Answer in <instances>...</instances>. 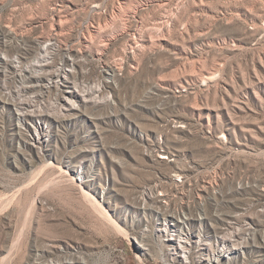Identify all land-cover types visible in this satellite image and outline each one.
<instances>
[{"label":"rangeland","instance_id":"1","mask_svg":"<svg viewBox=\"0 0 264 264\" xmlns=\"http://www.w3.org/2000/svg\"><path fill=\"white\" fill-rule=\"evenodd\" d=\"M208 258L264 264V0H0V264Z\"/></svg>","mask_w":264,"mask_h":264},{"label":"bare ground","instance_id":"2","mask_svg":"<svg viewBox=\"0 0 264 264\" xmlns=\"http://www.w3.org/2000/svg\"><path fill=\"white\" fill-rule=\"evenodd\" d=\"M14 63V62H13ZM17 63V62H16ZM15 63V64H16ZM38 64V63H37ZM35 66V65H34ZM16 67V66H15ZM36 69V68H35ZM34 70V69H33ZM32 70V71H33ZM39 72V71H38ZM74 87V86H73ZM72 89V88H71ZM70 99V98H69ZM71 100V99H70ZM33 143H39V144H41L42 143V135L39 133V132H37V133H35V136H34V140H33ZM40 147V146H39ZM162 158H167V156H164V155H162ZM72 175L73 176H71V177H73V180H77V181H80L81 179H80V176L82 175L81 173H79V172H73L72 173ZM156 184V183H155ZM150 189V188H149ZM151 192V191H150ZM145 193V192H144ZM148 194H149V192H148ZM151 194H152V192H151ZM149 196V195H148ZM151 196V195H150ZM98 202V201H97ZM156 219H158V221H156L157 222V224L155 225L156 226V229L155 230H157L156 231V236H161V235H163V236H165L170 242H175V239H172L170 236H169V234L167 233V231L166 230H168V228H170L171 227V222L168 220V219H164V220H160L159 218H157V216H156ZM112 220V219H111ZM118 225V224H117ZM145 228V227H144ZM143 228V229H144ZM147 228H149V227H147ZM122 230V229H121ZM183 237V242L184 243H188L187 242V237L184 235V236H182ZM216 238H218L217 239V242H218V240L220 239V238H222V240L223 241H225V242H228V239H225V235H220V236H216ZM142 237H140V242H139V246L142 248ZM137 241H139V240H137ZM230 241H233L232 239H230ZM230 245V246H229ZM224 244V243H222V244H220V246H218V248H217V251H218V253H217V257L219 258V257H222V256H225L226 258H230V257H232V255L236 252V250H239V249H244V251H245V248H244V246H240L239 247V244L238 243H236V242H231L230 244ZM239 247V248H238ZM182 257L184 258V259H187V254H185L184 252L182 253ZM204 263H206V264H213L214 262H215V260H213V259H210V258H208L207 260H205V261H203Z\"/></svg>","mask_w":264,"mask_h":264},{"label":"built area","instance_id":"3","mask_svg":"<svg viewBox=\"0 0 264 264\" xmlns=\"http://www.w3.org/2000/svg\"><path fill=\"white\" fill-rule=\"evenodd\" d=\"M174 219H177L178 223H180V225H181V218H177L176 216H174ZM156 231L157 230H155L153 227H150L148 229H142V231L140 232V237L151 236L152 238H154V237H156ZM216 239H218V238H216ZM194 257L196 258L197 256L194 255ZM223 258H226V257H223ZM186 264H189V263H186Z\"/></svg>","mask_w":264,"mask_h":264}]
</instances>
